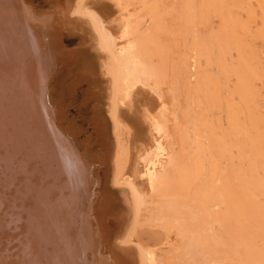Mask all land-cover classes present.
<instances>
[{
    "label": "bare ground",
    "instance_id": "obj_1",
    "mask_svg": "<svg viewBox=\"0 0 264 264\" xmlns=\"http://www.w3.org/2000/svg\"><path fill=\"white\" fill-rule=\"evenodd\" d=\"M158 14L156 0H0V264L224 261L190 232L210 198L202 78Z\"/></svg>",
    "mask_w": 264,
    "mask_h": 264
},
{
    "label": "rangeland",
    "instance_id": "obj_2",
    "mask_svg": "<svg viewBox=\"0 0 264 264\" xmlns=\"http://www.w3.org/2000/svg\"><path fill=\"white\" fill-rule=\"evenodd\" d=\"M156 5L160 37L182 61L193 56L202 78L193 116L201 178L214 200L193 220V240L222 252L221 264H264V0Z\"/></svg>",
    "mask_w": 264,
    "mask_h": 264
},
{
    "label": "water",
    "instance_id": "obj_3",
    "mask_svg": "<svg viewBox=\"0 0 264 264\" xmlns=\"http://www.w3.org/2000/svg\"><path fill=\"white\" fill-rule=\"evenodd\" d=\"M47 80H48V78H47ZM47 98H48V96H49V89L47 90ZM49 102V101H48ZM49 104V105H48ZM47 104V111H48V113H49V117L51 116V118H53V124L55 123H57V115L55 114V108H53L52 107V104H50V102ZM45 111L42 109L41 110V112H40V114H41V119H43L42 117H43V113H44ZM53 112V113H52ZM52 113V114H51ZM47 113L45 112L44 113V117L46 118L47 117V115H46ZM56 119V120H55ZM50 121V120H49ZM57 134L59 135V137L57 136ZM52 136H56V137H58L59 139H61V141H63L64 140V143H67V144H69L70 142H71V140H73L71 137H69V136H67V135H65V137H64V135H62V134H60L58 131H51V135H50V137H52ZM61 137V138H60ZM69 148H71V147H69ZM81 251V250H80Z\"/></svg>",
    "mask_w": 264,
    "mask_h": 264
}]
</instances>
